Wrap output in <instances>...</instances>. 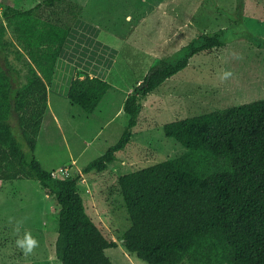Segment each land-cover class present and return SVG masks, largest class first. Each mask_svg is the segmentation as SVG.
<instances>
[{
	"label": "trees",
	"instance_id": "obj_1",
	"mask_svg": "<svg viewBox=\"0 0 264 264\" xmlns=\"http://www.w3.org/2000/svg\"><path fill=\"white\" fill-rule=\"evenodd\" d=\"M82 8L71 0H42L2 10L0 194L5 183L38 181L60 205L55 254L61 264H113L106 250L120 244L87 212L82 175L55 178L35 155L57 65L63 57L77 62L72 49ZM227 30L203 33L175 59L159 60L125 99L129 120L118 142L83 173L105 172L127 153L143 99L187 68L191 57L225 46ZM109 89L105 79L86 75L72 80L67 97L92 113ZM164 133L186 151L120 177L131 220L123 247L149 264H264V98L178 118Z\"/></svg>",
	"mask_w": 264,
	"mask_h": 264
},
{
	"label": "rangeland",
	"instance_id": "obj_2",
	"mask_svg": "<svg viewBox=\"0 0 264 264\" xmlns=\"http://www.w3.org/2000/svg\"><path fill=\"white\" fill-rule=\"evenodd\" d=\"M40 1L0 0V18L5 6L28 9ZM71 1L83 7L72 49L77 62L63 57L57 65L35 155L46 170H59L60 177L82 175L79 188L87 212L120 244L106 250L113 264H149L123 247L131 220L119 179L186 151L165 135L168 122L264 98V0ZM87 26L100 33L95 36ZM228 28L225 46L191 57L187 68L143 99L127 153L105 172L84 174V166L120 139L129 120L124 102L136 83L159 60L175 59L201 34ZM224 71L233 76L222 82ZM86 75L110 83L109 94L93 113L67 97L72 80ZM12 124L16 126L14 120ZM18 139L25 145L22 136ZM62 165H68V174ZM59 212L56 196L47 194L38 181L5 183L0 194V264H61L55 254ZM17 221H23L18 234ZM25 231L39 241L29 256L16 247Z\"/></svg>",
	"mask_w": 264,
	"mask_h": 264
},
{
	"label": "clouds",
	"instance_id": "obj_3",
	"mask_svg": "<svg viewBox=\"0 0 264 264\" xmlns=\"http://www.w3.org/2000/svg\"><path fill=\"white\" fill-rule=\"evenodd\" d=\"M241 57H237L240 59ZM233 76L231 71H224L220 76V80L226 81ZM23 221H17L14 231L18 234L21 230ZM16 247L20 249L24 256L32 255L39 247V241L32 235L30 231H25L21 238L16 240Z\"/></svg>",
	"mask_w": 264,
	"mask_h": 264
},
{
	"label": "crops",
	"instance_id": "obj_4",
	"mask_svg": "<svg viewBox=\"0 0 264 264\" xmlns=\"http://www.w3.org/2000/svg\"><path fill=\"white\" fill-rule=\"evenodd\" d=\"M68 59V58H67ZM71 62H73V61H71ZM56 75L57 74H55V77L54 78H56ZM53 82H54V79H53ZM58 85V84H57ZM109 91H110V89H109ZM109 91L107 92V94L106 95H108L109 94ZM50 92H51V89H50V86H49V105H50ZM56 107V106H55ZM98 109V108H97ZM96 111V110H95ZM93 113V112H92ZM47 114H48V111H47V113H46V115H45V117L47 116ZM44 120H45V118H44ZM43 125H44V121H43ZM43 125H42V127H43Z\"/></svg>",
	"mask_w": 264,
	"mask_h": 264
},
{
	"label": "built area",
	"instance_id": "obj_5",
	"mask_svg": "<svg viewBox=\"0 0 264 264\" xmlns=\"http://www.w3.org/2000/svg\"><path fill=\"white\" fill-rule=\"evenodd\" d=\"M62 168H63V171H65L67 174L69 173V172H67V169H68V168H64V167H62ZM58 171H59V170L54 171V172L52 173L53 177L56 178V177L58 176ZM58 177H60V175H59Z\"/></svg>",
	"mask_w": 264,
	"mask_h": 264
}]
</instances>
